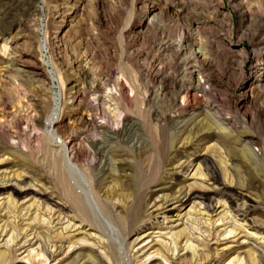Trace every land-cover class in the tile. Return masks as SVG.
I'll use <instances>...</instances> for the list:
<instances>
[{
  "label": "rangeland",
  "instance_id": "374dc122",
  "mask_svg": "<svg viewBox=\"0 0 264 264\" xmlns=\"http://www.w3.org/2000/svg\"><path fill=\"white\" fill-rule=\"evenodd\" d=\"M4 2L16 4L0 15V264H115L110 236L65 194L64 144L116 214L148 194L122 229L132 264H264V0ZM181 80L200 81L201 102L177 118ZM103 81L139 138L109 143L106 171L76 123L114 125L92 88Z\"/></svg>",
  "mask_w": 264,
  "mask_h": 264
},
{
  "label": "bare ground",
  "instance_id": "6f19581e",
  "mask_svg": "<svg viewBox=\"0 0 264 264\" xmlns=\"http://www.w3.org/2000/svg\"><path fill=\"white\" fill-rule=\"evenodd\" d=\"M15 4H8L7 2L0 4V6H2L0 7L1 18L7 17L10 14V11L13 10ZM197 44H199V46L194 50L193 56L204 58V53L206 51L203 47H201L200 43ZM196 68L197 67L195 66L192 72L196 71ZM263 69L264 68H260V70ZM262 73L263 72L259 73L258 77L255 78L257 79L256 81L262 80ZM178 83L179 84H173V90H175L176 95L171 101L173 107L176 108L175 114L177 118L180 117V115L188 108V106L196 105L201 102V99L197 93V90L200 87L199 80L191 85L184 84L182 80ZM92 88L94 90L97 89L96 91L98 93H96V95L99 94V92L103 89V95H105L102 97L103 105L108 112L110 122H112L114 125L112 126L108 123H100L95 119H87L83 116L79 117L76 123L81 127L87 128L88 130L91 128L94 131L95 138L92 141L90 150L93 154L92 161L96 162L98 159H101L99 170L106 171L113 165V159L110 157L111 148L109 147V143H111L113 140L119 139L122 142L131 143L137 146V142L139 141V138L137 137L138 128L134 121H125L124 116L119 113L120 111H118L119 106L117 97L114 94H104L107 92L106 90L109 89L105 81L100 83V85L93 86ZM79 93L80 91H76V93L72 95L71 98L65 101V104L67 106L70 105L69 107H71L72 110L80 108L84 103L85 95ZM179 99H181L180 102ZM56 106V112L50 119L49 125L59 127V125L64 121V115L62 114V109H60L59 103H57ZM89 106L90 105H88V107ZM222 113L223 112L220 110H217L215 113H213V115L221 118L223 117L221 116ZM177 118L173 117V119H171V122L175 128L179 126L180 128L186 126L183 120H178ZM0 147H2L1 141ZM140 147L142 146L140 145ZM69 149L70 148H68L66 144L63 145L62 150L65 152L66 159L64 162H62L61 175L66 196L74 201L73 203L77 207L78 212L84 219L91 222L92 228H95L102 236H110L108 253L113 258L115 264H121L122 261L132 264L131 260L129 259L130 256L126 246V238L122 236V229H124L125 225L129 226L128 224L131 221L136 222L140 219L142 205L147 202L148 194L143 193L141 196L137 195L133 204L134 207L130 208L126 214H116L110 201L99 195L96 187L90 182L88 174H86V169L80 165V163L78 164V162H74L72 160L73 157H68L70 154Z\"/></svg>",
  "mask_w": 264,
  "mask_h": 264
}]
</instances>
